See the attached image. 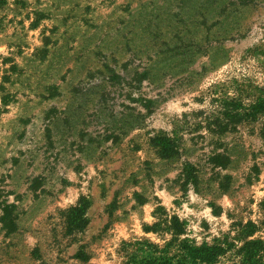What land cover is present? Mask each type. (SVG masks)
I'll return each instance as SVG.
<instances>
[{"label": "rangeland", "instance_id": "rangeland-1", "mask_svg": "<svg viewBox=\"0 0 264 264\" xmlns=\"http://www.w3.org/2000/svg\"><path fill=\"white\" fill-rule=\"evenodd\" d=\"M0 264H264V0H0Z\"/></svg>", "mask_w": 264, "mask_h": 264}]
</instances>
